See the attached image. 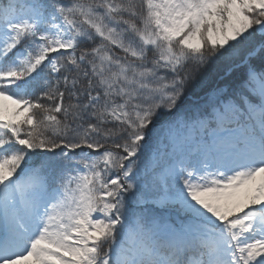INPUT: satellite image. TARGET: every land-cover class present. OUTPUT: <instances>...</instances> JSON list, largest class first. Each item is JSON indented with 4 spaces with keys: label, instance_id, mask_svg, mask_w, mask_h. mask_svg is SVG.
<instances>
[{
    "label": "snow or ice",
    "instance_id": "snow-or-ice-1",
    "mask_svg": "<svg viewBox=\"0 0 264 264\" xmlns=\"http://www.w3.org/2000/svg\"><path fill=\"white\" fill-rule=\"evenodd\" d=\"M0 264H264V0H0Z\"/></svg>",
    "mask_w": 264,
    "mask_h": 264
},
{
    "label": "trees",
    "instance_id": "trees-1",
    "mask_svg": "<svg viewBox=\"0 0 264 264\" xmlns=\"http://www.w3.org/2000/svg\"><path fill=\"white\" fill-rule=\"evenodd\" d=\"M207 79H208V81H209V85H210V86H214V85L217 84V83H220V84L223 83V81H221V80L219 79V76L217 75V72H216L215 69L212 70V71L208 74Z\"/></svg>",
    "mask_w": 264,
    "mask_h": 264
}]
</instances>
